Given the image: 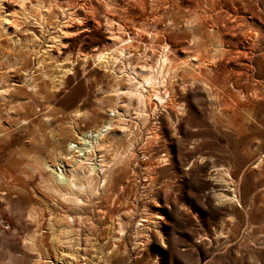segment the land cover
Masks as SVG:
<instances>
[{"label": "rangeland", "instance_id": "1", "mask_svg": "<svg viewBox=\"0 0 264 264\" xmlns=\"http://www.w3.org/2000/svg\"><path fill=\"white\" fill-rule=\"evenodd\" d=\"M59 1L88 27L69 25L76 34L63 39L60 57L76 65L61 84L42 74L55 71L53 60L38 71L28 58L14 71L0 49V87L11 90L0 100V264H61L54 250L67 252L70 238L86 264H264V0H213L215 9L211 0ZM66 14L50 15V32L52 17ZM197 21L205 25L193 30ZM128 38L133 68L154 66L166 44L177 72L167 87L173 104L140 119L122 96L118 120L108 113L111 91L128 86L129 71L121 60L102 68L92 55ZM196 55L207 63L199 72L181 64ZM107 121L106 148L90 158L111 166L96 172V193L82 194V206L68 204L45 165L72 164L68 143Z\"/></svg>", "mask_w": 264, "mask_h": 264}, {"label": "bare ground", "instance_id": "2", "mask_svg": "<svg viewBox=\"0 0 264 264\" xmlns=\"http://www.w3.org/2000/svg\"><path fill=\"white\" fill-rule=\"evenodd\" d=\"M63 7L64 6L62 2H60L59 0H0V49L3 50L5 58L11 56L14 60L12 62V66H9L8 69L15 71L17 67L20 66V63L24 65L26 64L27 59L30 58L35 62L38 71H43L45 70V66L47 64L46 61H48L49 58L54 61L55 71L50 75L46 74L45 71L42 72L44 77L48 78L53 83L59 82L61 84L62 81L67 77L66 75L72 74L73 66L76 65V62L75 60H71L69 58L64 59V57H60V49L63 48V46L66 44L63 40L64 38H66V36L68 37L69 35L76 34L75 32H72L70 30L69 25H71L72 22L75 23L76 21H79V25L80 27H82L81 31H88L87 25H84L82 23L87 19L84 18L82 20H76L74 19L75 14L71 12H68L66 14V11L68 9ZM65 7H68V5H66ZM211 7L213 9L217 7V4H215L213 0H211ZM186 9L187 11H189V5L186 6ZM55 10H57L60 15L66 14L65 21L52 17L54 21V30L53 32H50V30L48 29V27L52 25L50 15ZM220 11L218 12L220 13ZM210 17L208 19L212 20V17ZM233 18L235 20L236 17L233 16ZM110 23H112V21ZM239 24V26L243 25V23L241 22ZM204 25L205 24L203 23V21H197V24L195 22L193 30L199 29L201 28V26L204 27ZM215 26L217 31H219V28L217 27L218 25L216 24ZM245 27L254 34V37L257 35V32L255 29H253V25L251 23L245 21ZM44 35L49 37V41L45 43L46 46H44V49L41 50V48H39V42L43 39ZM219 37L220 38L218 40V43L221 45L222 35ZM112 43L113 50L109 52L97 50L94 51L92 55L94 63L101 66L102 68L109 67L113 71V66L116 65L115 63H117L116 61L121 60L124 68H127L129 71L126 76L128 86L122 89L116 87L111 91L114 97V104L112 109H110L108 113L111 114V116H116L118 120H122L121 113L119 112V106L121 105V103H123V101L121 100L122 96L127 99V103H125L124 106L128 107L131 104V101L134 102L136 108V112L134 115L136 118L140 119L142 118V115L147 108H150V112L153 114L154 111H156L157 107H163L166 101H169V103L173 104V100L169 94L168 85L172 84V79L176 76L177 71L175 72V64L173 65L172 60L169 58L170 54H167L168 46L164 44L161 47L159 55L154 62V66L150 68L141 67L139 70L133 68L132 65L127 61V57H125V49H128V44L131 43L130 38H128L127 41L119 40L118 42H115L113 39ZM46 48L47 50H45ZM53 49L56 51V56L49 57L47 51H51ZM197 55L187 56L186 61L180 63L184 66L192 65L191 67L193 68V70H198L199 72L200 67L207 66V63L205 62L206 59L204 60L202 56ZM89 57L91 56L85 54L80 55V58L85 62ZM13 65L16 66V68L13 69ZM194 73H192L193 76H191L190 79L192 81H198L197 76L194 75ZM199 80H201V78H199ZM23 84L26 86L25 75ZM27 85L32 89H35L37 87L34 84L32 76L28 77ZM10 91L11 90L9 86L0 87V100H5ZM152 107H154V109ZM236 110L239 112H243L244 105L240 103L237 104ZM74 116L76 118H79L81 115L78 111H75ZM25 124L26 121L24 120L23 125ZM23 125L20 126V128H25V126ZM113 128V121H107L102 124L99 129H92L85 135L82 134L80 136H77V145H71V142L68 143L69 150L73 152L72 156L68 158V160H72V164H68L63 161L58 165L56 163V165L54 166L49 164L45 165V168L51 172V175L54 178V184L56 185V188L53 187L54 189H52V192H54L64 202H68V204L80 207L84 203L82 198L80 197L82 194L96 193V189L94 187V177L96 175V172H98V170H103V168L107 165L108 167H110L111 165H106V160L102 158H100L98 164H92L90 157L96 156V151L98 153H101V150H104L106 148V136L108 134H112ZM121 129L123 128L121 127ZM99 157L101 156H98V158ZM62 160L64 159H61V161ZM104 184L105 180H102L101 186L103 187ZM222 190L226 191V188H222ZM230 199L236 201L234 196H231ZM69 221H72V218H70ZM117 227L118 234H122V225L118 223ZM57 239L55 240L57 241L56 243L59 242ZM26 243L30 247H37V243L33 238L26 239ZM66 243L69 248L67 252H63L62 250H60L61 253L59 254L58 251L54 250L55 252H57V258L59 259L60 263L79 264L75 263L76 261H79L86 264V259H88L86 257L87 254H80V252H78L79 248L74 247L75 244L71 242V238L66 240ZM34 248L32 250L36 251L37 256L41 258V250L38 251Z\"/></svg>", "mask_w": 264, "mask_h": 264}]
</instances>
